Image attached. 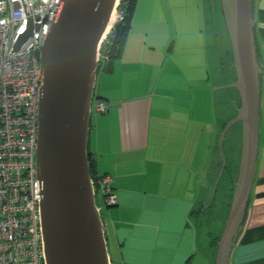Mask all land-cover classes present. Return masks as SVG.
<instances>
[{"label": "crops", "instance_id": "1", "mask_svg": "<svg viewBox=\"0 0 264 264\" xmlns=\"http://www.w3.org/2000/svg\"><path fill=\"white\" fill-rule=\"evenodd\" d=\"M173 1L175 16L161 20L155 0H137L112 73L106 63L96 77L94 96L108 109L91 114L88 152L98 176H112L117 197L111 207L99 200L110 264H216L221 237L209 214L221 184L224 228L230 213L243 127L223 134L241 104L224 11L216 14L212 0ZM253 1L264 72V0ZM260 123L247 214L228 264H264V73Z\"/></svg>", "mask_w": 264, "mask_h": 264}, {"label": "water", "instance_id": "2", "mask_svg": "<svg viewBox=\"0 0 264 264\" xmlns=\"http://www.w3.org/2000/svg\"><path fill=\"white\" fill-rule=\"evenodd\" d=\"M118 0H62L40 46L43 83L36 162L46 264H110L105 225L91 178L88 138L98 54ZM241 104L226 126L243 127L240 170L216 264H228L246 217L260 144L261 75L253 0H221ZM30 32L23 34L18 49ZM112 73L113 61L106 64ZM264 144V132H263ZM264 196V193L261 194ZM259 197V196H258Z\"/></svg>", "mask_w": 264, "mask_h": 264}, {"label": "built area", "instance_id": "3", "mask_svg": "<svg viewBox=\"0 0 264 264\" xmlns=\"http://www.w3.org/2000/svg\"><path fill=\"white\" fill-rule=\"evenodd\" d=\"M61 2L0 0V264H46L36 162L43 83L40 46ZM121 4L118 0L116 20L102 39L99 69L111 61L115 28L123 19ZM27 31L30 35L15 49ZM107 107L94 98L92 112L102 113ZM112 183L111 176L102 180L109 204L117 200Z\"/></svg>", "mask_w": 264, "mask_h": 264}, {"label": "trees", "instance_id": "4", "mask_svg": "<svg viewBox=\"0 0 264 264\" xmlns=\"http://www.w3.org/2000/svg\"><path fill=\"white\" fill-rule=\"evenodd\" d=\"M136 2L137 0H122L121 12L123 14V19L121 20V22L118 23V25L115 28V34H114V38L112 40V44L110 48L111 60L119 58L123 51L125 39L131 29V18H132V13L134 11V8L136 6ZM95 98H99V97L95 96ZM93 113H101V112L93 111ZM89 164H90L91 178L93 179V182H94L93 185L95 189L97 190V194L98 192H101L99 193V200H100V195H101V197L104 198V204H106V206L111 207L115 205V203L109 204L107 202V196L109 195V193L105 191V189L103 188V184H102V180L106 176H111V175L105 174L103 176H98L97 170H96V163L91 154H89ZM111 185H112L111 193L115 194V191H114L115 188L113 186L114 184L112 183Z\"/></svg>", "mask_w": 264, "mask_h": 264}, {"label": "rangeland", "instance_id": "5", "mask_svg": "<svg viewBox=\"0 0 264 264\" xmlns=\"http://www.w3.org/2000/svg\"><path fill=\"white\" fill-rule=\"evenodd\" d=\"M171 3L174 4L175 2L173 0H167V2H166V0H155V2H154V6H156L155 15H157L161 20H163V18H165V19L168 18V16H169V19H172V17H174L175 15L173 14V12L170 8ZM212 4H213V7L215 6V8H216V10H215L216 14L219 13V10H222L221 0H212ZM162 5L164 6L165 10L163 9ZM197 20L198 19L196 18V21ZM100 72H101V70L99 71V73ZM234 94H236V92ZM235 97H237V95H235ZM238 129H239V127H238ZM223 190H224V187H223V184H221L218 187V190L216 193V195H217L216 196V205H215V207H213V209L211 210V212L209 214V217L214 218V220L209 222V224L211 225V228L214 231V234L219 235V237H221V235H222V231L224 228L223 227V225H224L223 219H224V216H226V215L222 211H221V215H220L218 207H220V208L223 207L224 209H226V206H227V198H226V202L224 201V197L222 198V201L220 199L223 196ZM96 204L98 207H100L99 206L100 205L99 192H98L97 197H96ZM102 212H103V214H101V216H102L103 223L104 222L106 223V215H105L104 210H102ZM209 224L207 223L208 231L210 229Z\"/></svg>", "mask_w": 264, "mask_h": 264}, {"label": "bare ground", "instance_id": "6", "mask_svg": "<svg viewBox=\"0 0 264 264\" xmlns=\"http://www.w3.org/2000/svg\"><path fill=\"white\" fill-rule=\"evenodd\" d=\"M116 17H117V14L114 12L113 15H112V18H111V21H110V26H112L116 20Z\"/></svg>", "mask_w": 264, "mask_h": 264}, {"label": "clouds", "instance_id": "7", "mask_svg": "<svg viewBox=\"0 0 264 264\" xmlns=\"http://www.w3.org/2000/svg\"><path fill=\"white\" fill-rule=\"evenodd\" d=\"M94 98H95V96H94ZM94 100V99H93Z\"/></svg>", "mask_w": 264, "mask_h": 264}, {"label": "flooded vegetation", "instance_id": "8", "mask_svg": "<svg viewBox=\"0 0 264 264\" xmlns=\"http://www.w3.org/2000/svg\"><path fill=\"white\" fill-rule=\"evenodd\" d=\"M254 2V1H253Z\"/></svg>", "mask_w": 264, "mask_h": 264}]
</instances>
